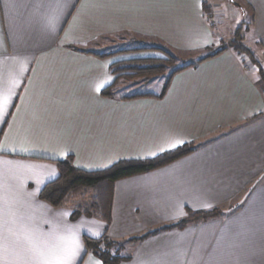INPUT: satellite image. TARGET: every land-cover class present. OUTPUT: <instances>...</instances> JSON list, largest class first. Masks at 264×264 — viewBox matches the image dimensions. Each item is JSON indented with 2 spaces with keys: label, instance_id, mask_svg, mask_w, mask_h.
I'll use <instances>...</instances> for the list:
<instances>
[{
  "label": "crops",
  "instance_id": "obj_1",
  "mask_svg": "<svg viewBox=\"0 0 264 264\" xmlns=\"http://www.w3.org/2000/svg\"><path fill=\"white\" fill-rule=\"evenodd\" d=\"M244 1L252 17L243 43L264 68V0ZM220 2L0 0V95L10 97L0 117V264H45L69 227L82 245L75 264H103L85 237L106 231L131 256L119 264H264L258 66L228 48L175 73L163 97L119 95L121 82L113 96L102 93L116 81L117 63L158 58L156 47L192 53L196 62L231 40ZM191 142L200 144L194 152L116 182L109 225L73 218L76 198L54 207L40 197L59 176L54 160L73 155L78 168L102 170ZM188 208L221 214L130 240Z\"/></svg>",
  "mask_w": 264,
  "mask_h": 264
},
{
  "label": "trees",
  "instance_id": "obj_2",
  "mask_svg": "<svg viewBox=\"0 0 264 264\" xmlns=\"http://www.w3.org/2000/svg\"><path fill=\"white\" fill-rule=\"evenodd\" d=\"M209 3H205V11L210 13ZM210 18V16H208ZM243 28L239 26L234 33L233 38L226 44L223 43L219 48L210 51L207 55L201 57L196 62H190L186 65L175 67L169 72L162 90L159 93L147 92L138 93L129 97L136 96H156L163 97L169 87L170 81L175 73L181 71L189 66L196 65L200 61L212 57L228 48H232L238 53L246 55L251 62L258 66L262 82L264 84V68L259 65L254 57L252 51L243 43L244 32ZM246 30V28H245ZM164 51L166 58H141L130 60L133 62L143 63L139 67V72L145 75L155 76L163 74L166 68L173 62L174 56L170 55V51L165 48L156 47ZM101 56L103 54H100ZM166 59V60H165ZM128 62V61H126ZM123 63V62H122ZM123 64L117 63L112 66V72L118 73L124 69ZM134 66H132L133 69ZM125 70H127L125 66ZM119 83L118 77L114 84L103 89L102 93L107 96H113L114 90ZM200 144L191 142L183 144L172 150L163 152L155 157L147 159H123L119 160L113 165L102 169L88 171L78 168L74 164V156L68 155L64 159L54 160L59 170V176L52 181H49L41 190L40 197L54 207H62L70 198H77V196L84 195L91 192V198L86 203L79 204L72 213V217L76 218L81 214L97 217L105 221L108 225L112 221V210L114 202V188L118 180L145 173L159 167L165 166L173 161H176L192 152H194ZM221 214L218 208L209 210H192L187 209L186 216L176 222L159 226L151 229L140 236L130 238V240H142L146 237L154 235L160 231L168 229H183L188 224L198 222L201 220L210 219ZM129 240V239H128ZM85 244L87 252L93 253L97 256L103 264H119L122 261L128 260L131 256H126L122 253L123 243L114 240L108 235L106 231L101 237L92 238L85 237Z\"/></svg>",
  "mask_w": 264,
  "mask_h": 264
},
{
  "label": "rangeland",
  "instance_id": "obj_3",
  "mask_svg": "<svg viewBox=\"0 0 264 264\" xmlns=\"http://www.w3.org/2000/svg\"><path fill=\"white\" fill-rule=\"evenodd\" d=\"M219 1H221L220 3L224 4L223 6L224 13L225 14L228 13V20L232 23L235 31L239 26L243 28L242 31H245V28H247L251 24V17H252L250 8L246 4V2L244 0H219ZM217 10L218 12H222V9L220 10L217 8ZM223 14L221 15L222 18L225 16V14L224 16ZM232 36H234V34ZM229 41H226L224 43L227 44ZM203 53L207 54L208 51H204ZM170 55L174 56L173 62L166 68V71L163 74H159L155 76H149L139 72V67L137 66L142 67L143 65H145L143 63L133 62L130 60H128V62L121 63L123 64L122 66H124V69L117 73L118 80L119 82H121L120 87L117 89V93L119 95H123L138 91L159 92L162 90L165 80L169 72H171L173 68L193 62L192 60L195 57V55L192 53H177V52L173 53L171 51H170ZM169 57L171 56L166 55L163 51L162 53H160L158 58L168 59ZM125 66L127 70H125ZM132 66H134L133 69ZM91 195H92L91 192L85 193L84 195L77 196L75 201L80 204L86 203L89 200V198H91Z\"/></svg>",
  "mask_w": 264,
  "mask_h": 264
},
{
  "label": "snow or ice",
  "instance_id": "obj_4",
  "mask_svg": "<svg viewBox=\"0 0 264 264\" xmlns=\"http://www.w3.org/2000/svg\"><path fill=\"white\" fill-rule=\"evenodd\" d=\"M9 103L10 97L0 95V117L3 116ZM176 146V144L170 145L171 148H175ZM160 151H166V149L161 148ZM155 154L156 153H151V155ZM51 175H55V173H52ZM96 235L99 234L96 233ZM57 241V245L49 250L51 259L46 260L45 264H75L82 247L78 234L69 227L65 232L57 234ZM97 264H99V262H97Z\"/></svg>",
  "mask_w": 264,
  "mask_h": 264
},
{
  "label": "built area",
  "instance_id": "obj_5",
  "mask_svg": "<svg viewBox=\"0 0 264 264\" xmlns=\"http://www.w3.org/2000/svg\"><path fill=\"white\" fill-rule=\"evenodd\" d=\"M209 15H210V18H212L211 23H212L213 25H215V24H216V20H215V18H216V13L212 10V11L209 13Z\"/></svg>",
  "mask_w": 264,
  "mask_h": 264
}]
</instances>
